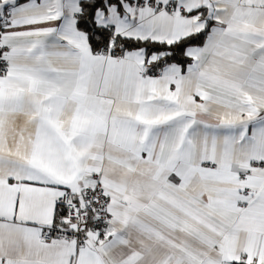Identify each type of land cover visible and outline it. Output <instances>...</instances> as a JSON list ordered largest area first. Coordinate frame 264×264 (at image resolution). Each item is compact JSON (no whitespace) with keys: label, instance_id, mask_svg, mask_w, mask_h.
<instances>
[{"label":"snow or ice","instance_id":"6c2138e0","mask_svg":"<svg viewBox=\"0 0 264 264\" xmlns=\"http://www.w3.org/2000/svg\"><path fill=\"white\" fill-rule=\"evenodd\" d=\"M0 264H264V0H0Z\"/></svg>","mask_w":264,"mask_h":264},{"label":"trees","instance_id":"16d2710c","mask_svg":"<svg viewBox=\"0 0 264 264\" xmlns=\"http://www.w3.org/2000/svg\"><path fill=\"white\" fill-rule=\"evenodd\" d=\"M203 41V37H196L193 38L191 43L194 45H198L201 44ZM149 48V52H153V51H165V50H169V46L167 45H160V44H150L148 46ZM172 51H173V55L171 57H167V62L169 63H175V62H180V63H186L187 62V58H185L182 54V52L180 51V49L176 48L175 46H172ZM161 64L164 63V61L160 62ZM156 72H159V68H157L155 70Z\"/></svg>","mask_w":264,"mask_h":264},{"label":"crops","instance_id":"0c3cea01","mask_svg":"<svg viewBox=\"0 0 264 264\" xmlns=\"http://www.w3.org/2000/svg\"><path fill=\"white\" fill-rule=\"evenodd\" d=\"M202 44V43H201ZM198 45H200V44H198ZM158 73V72H157Z\"/></svg>","mask_w":264,"mask_h":264}]
</instances>
